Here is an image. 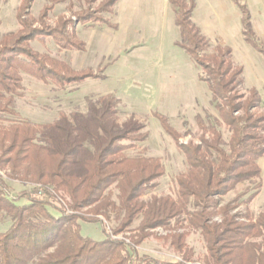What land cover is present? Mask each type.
Returning <instances> with one entry per match:
<instances>
[{"label":"trees","instance_id":"trees-1","mask_svg":"<svg viewBox=\"0 0 264 264\" xmlns=\"http://www.w3.org/2000/svg\"><path fill=\"white\" fill-rule=\"evenodd\" d=\"M33 1L21 0L18 8L21 35H0V173L9 171L10 179L31 186L12 199L0 174V264H189L195 259L188 244L193 231L206 244L203 264H264V212L257 217L249 210L232 214L252 204L262 189L258 180L264 157V105L255 91H240L244 71L231 49L217 45L210 51V42L191 19L195 6L170 0L181 47L200 68L218 115L197 116L199 143L188 144L180 143L168 120L157 115L185 155L187 171L176 176L174 194L146 201L166 169L161 158L129 154L149 133L140 124L116 121L121 100L115 95L89 99L86 114L61 112L49 124L23 119L16 110V98L24 96V75L60 88L100 77L32 48L33 41L46 45L51 39L60 49H86L74 21L54 29L31 27L24 15H29ZM62 1L52 0L42 17ZM116 1L102 0L99 12H112ZM87 16L80 20L83 24L94 20ZM245 19L249 36L250 16ZM252 38L247 40L261 49ZM223 127L231 134L228 143ZM246 182L254 188L222 205L226 195ZM51 199L65 203L58 214L51 211ZM100 217L108 222L114 218L111 233L104 228L106 238L101 241L85 236L82 222L102 223ZM158 228L170 231L161 240L169 242L182 261L140 256L138 247ZM126 234L124 239L113 238Z\"/></svg>","mask_w":264,"mask_h":264},{"label":"rangeland","instance_id":"rangeland-1","mask_svg":"<svg viewBox=\"0 0 264 264\" xmlns=\"http://www.w3.org/2000/svg\"><path fill=\"white\" fill-rule=\"evenodd\" d=\"M184 1L195 6L191 19L210 42V51L217 45L231 49L235 63L243 68L245 85L240 91L245 95H248V90L255 91L264 105V0ZM101 3L102 0H65L52 6V10L42 17V11L52 4V0H34L28 10L29 15L22 13L28 16L33 28L54 29L67 20L74 21L85 51L60 49L51 39L46 40V45L33 41L32 48L65 62L74 70L91 69L100 77L60 88L24 75V96L16 98V110L23 119L36 124H49L57 120L61 112L86 114L89 99L95 101L102 95H115L121 100L116 121L119 124H140L149 133L148 140L129 154L161 158L166 169L158 187L144 199L148 201L154 196L174 194L175 178L187 171V162L157 115L168 120L181 136L180 143H199L201 132L197 116L204 118L208 113L215 117L218 115L211 102L209 87L201 79L200 68L181 47V34L170 0H117L112 12L106 14L99 12ZM20 5L21 0H0L1 36L11 32L21 35L23 27L17 14ZM86 15L94 20L83 24L82 17ZM246 15L250 16L249 36L245 34ZM252 36L262 50L247 40L253 39ZM221 131L228 143L230 131L226 127ZM259 165L262 169V178L258 180L262 184L259 196L252 204L241 205L232 212L233 215H244L249 210L257 217L264 212V157ZM0 174L12 199L31 188L28 184L10 179L9 171ZM254 185L249 182L239 184L224 197L222 205L230 203L246 189H253ZM38 187L43 192V187ZM20 202L26 201L21 199ZM50 203L51 211L56 214L61 205L65 206L58 199H51ZM68 213L73 214L72 211ZM82 213H87V210ZM100 218L102 223L82 222L85 236L101 241L106 238V233H111L115 226L114 218L109 222ZM215 221H221V218L216 217ZM4 229L6 227H2ZM151 234L138 247L140 256L169 263L182 261L170 243L161 240L170 235V231L158 228ZM126 236L129 234L113 238L124 239ZM188 244L195 253L194 263L189 264H203L207 248L199 233L191 232Z\"/></svg>","mask_w":264,"mask_h":264}]
</instances>
